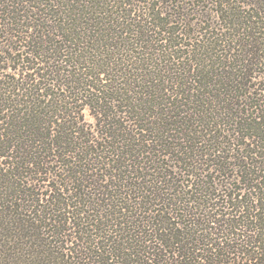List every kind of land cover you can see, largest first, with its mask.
Listing matches in <instances>:
<instances>
[{
	"label": "trees",
	"instance_id": "obj_1",
	"mask_svg": "<svg viewBox=\"0 0 264 264\" xmlns=\"http://www.w3.org/2000/svg\"><path fill=\"white\" fill-rule=\"evenodd\" d=\"M0 264H264V0H0Z\"/></svg>",
	"mask_w": 264,
	"mask_h": 264
},
{
	"label": "rangeland",
	"instance_id": "obj_2",
	"mask_svg": "<svg viewBox=\"0 0 264 264\" xmlns=\"http://www.w3.org/2000/svg\"><path fill=\"white\" fill-rule=\"evenodd\" d=\"M85 116H86L88 121H91V117L89 115H87V113H85Z\"/></svg>",
	"mask_w": 264,
	"mask_h": 264
}]
</instances>
